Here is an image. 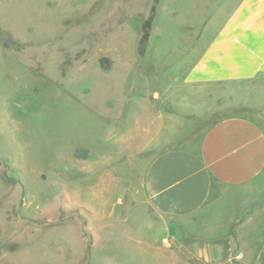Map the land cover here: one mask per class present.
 I'll return each instance as SVG.
<instances>
[{
	"label": "rangeland",
	"instance_id": "rangeland-1",
	"mask_svg": "<svg viewBox=\"0 0 264 264\" xmlns=\"http://www.w3.org/2000/svg\"><path fill=\"white\" fill-rule=\"evenodd\" d=\"M151 3L0 0V237L13 230L7 241L21 244L30 229L31 248L26 259L16 254L18 247L0 249V257L11 256L0 264H183L196 258L170 250L169 242V249L161 247L167 233L142 203L149 154L132 157L119 147L120 134L134 132L138 86L160 96L163 86H180L201 47L193 44L195 21L209 11H173L165 0L140 53ZM230 92L218 84L207 85L205 96L175 94L174 124L191 135L220 118L246 115L244 106L231 105ZM243 94L233 92L235 99ZM77 149L91 152L98 170L90 171V156L76 158ZM109 179H116L113 187ZM126 190L133 192L131 202ZM110 210L120 214L105 219ZM233 253H224L226 264H233Z\"/></svg>",
	"mask_w": 264,
	"mask_h": 264
},
{
	"label": "crops",
	"instance_id": "crops-1",
	"mask_svg": "<svg viewBox=\"0 0 264 264\" xmlns=\"http://www.w3.org/2000/svg\"><path fill=\"white\" fill-rule=\"evenodd\" d=\"M164 2L160 0L157 11ZM167 3L173 11L209 7L208 14L195 21L193 44H201L200 51L183 72L180 86L167 84L160 89L163 97L138 86L141 98L134 132L120 134V151L132 157L149 154L141 182L142 203L167 233L161 247L169 249L164 246L169 242L170 250L196 257L183 264H226V251L235 252L230 254L233 264H264V99L259 100L264 97V0ZM218 84L230 87L231 105L244 106L247 114L220 118L191 135L180 130L173 122L175 94L180 93L182 100L191 92L205 96L207 85ZM234 91L244 94L235 99ZM252 94V101H245ZM89 156L90 171L98 170L92 166L91 152L85 162ZM107 164L111 169L112 164ZM107 181L109 186L116 184V179ZM132 193L126 190L129 202ZM108 213L105 219L120 214ZM11 233L0 237V249L18 247L16 254L26 259L31 251L30 229L21 244L7 241ZM5 255L0 259L11 258Z\"/></svg>",
	"mask_w": 264,
	"mask_h": 264
},
{
	"label": "trees",
	"instance_id": "trees-1",
	"mask_svg": "<svg viewBox=\"0 0 264 264\" xmlns=\"http://www.w3.org/2000/svg\"><path fill=\"white\" fill-rule=\"evenodd\" d=\"M160 0H152L151 6H150V10H149V14L147 16V18L143 21L142 27H141V37L139 40V52L141 53L142 47L143 45L148 41L149 36H150V30L152 28V24L153 21L155 19L156 16V12H157V7L159 4ZM104 60L100 61V64L103 62ZM88 151L85 149H77L74 152V156L76 158L79 159H87L88 158ZM12 184H17L18 181L17 180H12L10 181Z\"/></svg>",
	"mask_w": 264,
	"mask_h": 264
}]
</instances>
